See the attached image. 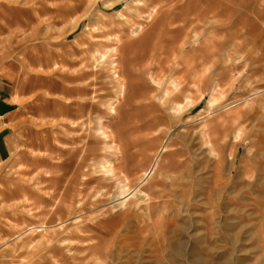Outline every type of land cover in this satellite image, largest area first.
Here are the masks:
<instances>
[{"label":"rangeland","instance_id":"obj_1","mask_svg":"<svg viewBox=\"0 0 264 264\" xmlns=\"http://www.w3.org/2000/svg\"><path fill=\"white\" fill-rule=\"evenodd\" d=\"M0 11V76L21 113L0 164V243L28 233L0 264H264V0H0ZM172 80L182 94H164ZM136 186L151 210L135 208ZM77 209L80 229L28 231Z\"/></svg>","mask_w":264,"mask_h":264},{"label":"bare ground","instance_id":"obj_2","mask_svg":"<svg viewBox=\"0 0 264 264\" xmlns=\"http://www.w3.org/2000/svg\"><path fill=\"white\" fill-rule=\"evenodd\" d=\"M123 10H126V8H123ZM13 11V10H12ZM17 11V10H16ZM127 11V10H126ZM1 12V11H0ZM14 12V11H13ZM130 12H132V13H136L137 12V10L135 9V11H131L130 10ZM8 13V12H7ZM23 13V12H22ZM9 16V15H8ZM7 16V17H8ZM0 29H2L1 27H0ZM8 30V29H7ZM10 32V31H9ZM120 42V41H119ZM31 55V54H30ZM33 56V55H32ZM30 57V56H29ZM100 58V57H99ZM101 59V58H100ZM98 60V59H97ZM54 66H55V64H54ZM57 67V66H56ZM114 72V71H113ZM80 73V72H79ZM78 73V74H79ZM153 73V72H152ZM155 75H157V74H155ZM153 76V75H152ZM112 77H114L115 79H117V81H119V74L117 75V73L115 72V73H113L112 74ZM69 78V77H68ZM160 78V77H159ZM154 79H155V77H154ZM185 79H187V78H185ZM153 80V79H152ZM176 80H177V78H176ZM179 80V79H178ZM183 80V79H182ZM155 81V80H154ZM157 81V80H156ZM179 82V81H178ZM157 83V82H156ZM163 83V82H162ZM161 83V84H162ZM197 83V82H196ZM192 84H194V83H192ZM170 85H171V88H169L170 89V93H168L169 92V90H167L166 91V93L162 90V92H164V94L166 95V96H170V95H179V94H182L183 92H184V88H182L181 86H180V84H178V83H176V81H174V80H172V82H170ZM190 85V84H189ZM195 86H196V84H195ZM197 87V86H196ZM172 89V90H171ZM197 89V88H196ZM199 89V88H198ZM215 90V89H214ZM161 92V91H160ZM159 94V93H158ZM162 94V93H161ZM255 94H257V93H255ZM164 95V96H165ZM211 95H213V96H211ZM210 96V99H209V105L207 106V108H206V110H205V113H203L205 116L203 117V118H201V123L202 124H204L205 126H206V124H205V119H208V118H210L211 116H212V114H214V113H216L215 112V108H216V100H215V97H214V94H211ZM163 96V97H164ZM91 98H93V97H91ZM203 98V97H202ZM201 98V99H202ZM201 99H200V101H201ZM166 100V99H165ZM164 100V101H165ZM162 102L163 103V105L164 106H166L168 103H171L172 104V107H171V110H173V111H176L177 109H179V103L177 102V103H174V102H170V101H168L167 100V102ZM83 102V101H82ZM246 102H247V99H245L242 103H245L246 104ZM234 103H236V102H234ZM239 103V102H238ZM215 105V106H214ZM229 107V105H227V106H225V107H221L220 108V111L221 112H224V111H227L228 109H230V108H228ZM218 108V107H217ZM216 108V109H217ZM228 108V109H227ZM231 108H232V106H231ZM114 107H111L110 108V111L111 112H114ZM230 112V111H229ZM227 113V112H226ZM102 124V123H101ZM100 124V125H101ZM173 130L172 131H174V133L176 132V134L177 133H181L180 131V129L182 128V127H178V126H172L171 127ZM172 131H170V128L169 129H166L165 131H158V133L156 134V137H155V139L156 140H158L159 142H160V144H159V147H158V149L156 150V152H154L155 153V155H154V157H153V160H151V163H150V165H149V168L147 169V171L144 173V175H143V180H145V179H147V178H150L154 173H156V172H159V161H160V159H161V155H162V153H165L166 151H167V149H169V147H170V145H171V132ZM91 132V131H90ZM99 132V129H95V133H98ZM94 132H93V134H95ZM100 133V136H102L103 137V139H102V143L103 144H105L106 146H108L109 145V140L110 139H108V136H106L107 134H105V132H102V131H100L99 132ZM203 134V136H206V134L205 133H202ZM233 139H234V142L236 143V147L238 148L240 145H241V142H242V131L239 129V130H237V132L234 134V136H233ZM115 140V139H114ZM116 141V140H115ZM112 142V141H111ZM111 144H115L116 146H113L112 148H115V149H117V150H119L120 151V148H118L117 146H120V145H117L115 142H112ZM150 151H153L152 149L150 150ZM112 154V153H111ZM219 156V155H218ZM233 156V158L236 156L235 154H233L232 155ZM221 158V157H220ZM221 162V161H220ZM221 165V164H220ZM104 168H106V167H104ZM95 170V169H94ZM86 171V170H85ZM92 171V170H91ZM106 172L108 173H111L112 175H115L116 173H119V177H120V179H125V177L127 176V174L124 172V170L122 169V168H120V167H118V168H114V167H112L111 169H109V168H107V170H106ZM125 173V174H123L122 175V173ZM90 176H91V174H82V176H81V179H80V181H81V183H80V185L79 186H84V184H85V182L90 178ZM93 178V177H92ZM142 180V181H143ZM122 188L123 187H121L119 190H120V192H121V196H123L124 194H125V190H122ZM103 189V188H102ZM104 190H105V188H104ZM133 191H134V197H135V200L132 202V203H134L135 205H136V209H139V210H142V209H148V210H151L152 208H153V206H154V204L152 203V198L146 193V192H143V191H141V190H139V188H137V186L133 189ZM40 192V191H39ZM54 192V191H53ZM110 194V193H109ZM44 196V195H43ZM106 197V196H108V192L107 191H105V193L103 194V192L102 191H98V192H94V194H92V196H91V199L93 198V200L94 201H98V200H100V198H103V197ZM112 197V196H111ZM50 198L51 199H53V201L54 202H58V198H59V196L58 195H50ZM61 198V197H60ZM76 198H77V201H75V203H76V207H78L79 209L82 207V205L84 204V202H85V196L84 195H82V193L81 192H78L77 193V195H76ZM108 198H110V197H108ZM105 199V198H104ZM111 199V198H110ZM45 202V201H44ZM54 204H56V203H54ZM73 204V203H72ZM75 206L73 207V208H75ZM96 206V205H95ZM97 208V207H96ZM81 211V210H80ZM94 211V210H93ZM82 213V212H81ZM90 215V214H89ZM85 216V215H84ZM87 216V215H86ZM88 220H86V218L85 217H83V215H81L80 214V212H79V210L77 209V212H76V214H75V216H73L72 218H69V219H67V220H64V221H60L59 223H57L56 225H50V226H33V227H31V228H29L28 229V231H29V233L31 234H36L37 232H43L42 234L44 235V236H47L48 237V235L49 234H51V232H49V231H54V230H56L57 228H59V229H66V227H64V225L67 223H69L70 225H72V227H74V228H78V229H80V228H82L83 226H85V223L87 222ZM67 224H66V226H67ZM69 225V226H70ZM23 228V227H22ZM73 229V228H72ZM53 231H52V233H53ZM84 230H82V232H83ZM85 232V234H86V231H84ZM26 232H24L23 233V231H16V232H14L13 234H11L10 236H9V238L6 236V237H4V238H2L1 239V243H0V248H9L10 246H12L13 248H15V247H18L19 245V243L20 242H24V239H23V237L25 238V235H27V234H25ZM88 233H90V232H88ZM75 234H76V232H75ZM84 234V235H85ZM80 236V235H79ZM88 236V235H87ZM89 238V237H88ZM37 240V239H36ZM35 241V240H34ZM84 241V240H83ZM36 242V241H35ZM80 242V241H79ZM56 243V242H55ZM65 243V242H64ZM63 242H62V240H60V241H58V245H62L64 248H67L66 249V253H70L71 252V246H68V245H66V246H64L65 244H64ZM24 244V243H23ZM22 244V245H23ZM25 244H26V242H25ZM34 244V242H33V240H31L28 244H26L27 245V248H28V250H31V251H29V253H31V254H33L37 249H39V246H38V244H35V245H33ZM82 244V243H81ZM10 245V246H9ZM21 245V246H22ZM91 246V245H90ZM95 247H98V246H95ZM63 248V249H64ZM94 248V247H93ZM10 249V248H9ZM26 249V248H25ZM97 249V248H96ZM52 250V249H51ZM39 251V250H38ZM39 253V252H38ZM27 254V253H26ZM35 256V255H34ZM66 256V255H65ZM5 259V258H4ZM1 260V259H0ZM26 260V259H25ZM95 261V260H94ZM98 262V261H97ZM103 262V260H101V262H98V263H95V264H104V262ZM56 263H60V262H58V261H56ZM55 263V264H56ZM64 264V263H63Z\"/></svg>","mask_w":264,"mask_h":264},{"label":"crops","instance_id":"obj_3","mask_svg":"<svg viewBox=\"0 0 264 264\" xmlns=\"http://www.w3.org/2000/svg\"><path fill=\"white\" fill-rule=\"evenodd\" d=\"M20 115L19 98L12 82L0 76V164L14 150L12 126Z\"/></svg>","mask_w":264,"mask_h":264}]
</instances>
